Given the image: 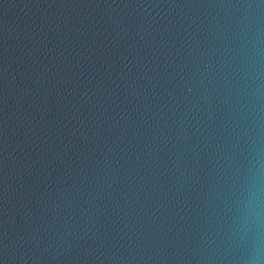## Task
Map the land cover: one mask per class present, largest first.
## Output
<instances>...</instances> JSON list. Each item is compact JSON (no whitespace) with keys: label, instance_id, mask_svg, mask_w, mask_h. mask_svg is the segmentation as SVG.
I'll list each match as a JSON object with an SVG mask.
<instances>
[{"label":"water","instance_id":"obj_1","mask_svg":"<svg viewBox=\"0 0 264 264\" xmlns=\"http://www.w3.org/2000/svg\"><path fill=\"white\" fill-rule=\"evenodd\" d=\"M0 264H264V0H0Z\"/></svg>","mask_w":264,"mask_h":264}]
</instances>
